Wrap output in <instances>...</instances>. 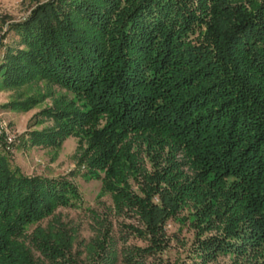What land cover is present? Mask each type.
Instances as JSON below:
<instances>
[{
  "label": "trees",
  "instance_id": "obj_1",
  "mask_svg": "<svg viewBox=\"0 0 264 264\" xmlns=\"http://www.w3.org/2000/svg\"><path fill=\"white\" fill-rule=\"evenodd\" d=\"M32 1L1 84L63 90L30 143L78 138L77 170L138 222L144 245L122 264H176L166 226L184 209L202 262L264 264V0ZM79 199L68 176L26 175L0 151V264H78L55 211ZM108 241L88 245L93 264H115Z\"/></svg>",
  "mask_w": 264,
  "mask_h": 264
},
{
  "label": "rangeland",
  "instance_id": "obj_2",
  "mask_svg": "<svg viewBox=\"0 0 264 264\" xmlns=\"http://www.w3.org/2000/svg\"><path fill=\"white\" fill-rule=\"evenodd\" d=\"M44 1V0H38ZM34 4L32 0H0V60L5 46H16L18 37L9 25L26 17ZM64 94L63 90L42 81L39 84H25L20 87L2 86L0 80V151L11 163L26 175L45 177L68 176L77 185L80 199L72 206L59 207L55 215L60 218L67 232L75 237L73 253L78 264H93L98 261L88 252V245L96 240L109 238L112 249L118 255L115 264H122L121 250L133 244L144 245L136 238L129 225L137 226L136 217L116 214L112 208L109 192L102 188L100 180L86 178L78 169V138L69 136L58 146L32 145L30 133L52 126V121L38 115L53 99ZM27 111L15 110L6 105L11 101L27 97L41 98ZM147 168L151 166L146 160ZM135 185V184H133ZM134 187V186H133ZM50 220V218H49ZM192 218L187 209L168 221L166 226L168 245L164 256L176 264H234L230 256H218L202 262L196 252V238L191 225ZM48 219L40 222L46 226ZM206 234L203 235L206 236ZM35 256L38 252L33 250Z\"/></svg>",
  "mask_w": 264,
  "mask_h": 264
}]
</instances>
